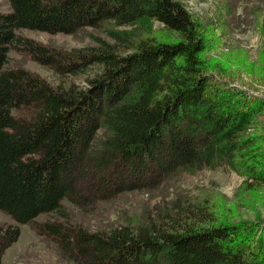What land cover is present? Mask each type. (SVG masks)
<instances>
[{
  "label": "trees",
  "instance_id": "1",
  "mask_svg": "<svg viewBox=\"0 0 264 264\" xmlns=\"http://www.w3.org/2000/svg\"><path fill=\"white\" fill-rule=\"evenodd\" d=\"M8 3L0 11V210L15 222L0 224V264L20 236L19 223L49 238L71 264H264V222L196 225L165 212L90 230L70 221L62 204L88 209L125 190L155 187L217 145L252 161L251 176L264 182L262 153L246 132L264 96L205 71V40L190 11L177 0ZM140 18L156 19L179 37L135 42L127 31L107 27L114 42L95 36V46L61 52L17 32L75 33ZM12 49L61 75L93 63L99 70L85 85H54L9 65ZM154 72L162 94L148 103L132 96L133 85ZM50 212L61 220H37Z\"/></svg>",
  "mask_w": 264,
  "mask_h": 264
},
{
  "label": "rangeland",
  "instance_id": "2",
  "mask_svg": "<svg viewBox=\"0 0 264 264\" xmlns=\"http://www.w3.org/2000/svg\"><path fill=\"white\" fill-rule=\"evenodd\" d=\"M191 13L205 40L201 60L205 71L214 79L236 86L255 96H264V0H177ZM9 9L8 0H0V11ZM107 27L125 30L136 42L141 38L173 40L179 35L153 18H140L124 25L105 23L80 28L75 33L47 32L21 28L18 33L61 52L95 46V36L114 42ZM119 52L131 49L118 47ZM8 63L23 66L50 83L86 84V79L99 70L97 63L84 71L61 75L52 67L39 63L26 52L10 50ZM160 72L150 73L137 81L131 95L148 103L159 97ZM255 149L264 162V109L248 127ZM251 163L238 153L217 145L195 164L179 169L150 188L122 191L101 199L93 206L81 208L67 199L62 204L68 219L83 227L107 230L113 226L145 221L165 212L182 222L203 225L225 220L229 222H264V182L251 175ZM203 210L206 215H192ZM59 219L56 212L42 213L37 220ZM186 220V221H185ZM15 222L0 210V224ZM21 233L4 252L1 264H71L49 238L37 233L27 223H19Z\"/></svg>",
  "mask_w": 264,
  "mask_h": 264
}]
</instances>
